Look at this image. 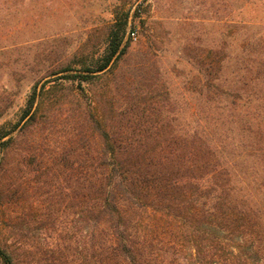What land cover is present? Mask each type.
Masks as SVG:
<instances>
[{
    "label": "rangeland",
    "instance_id": "obj_1",
    "mask_svg": "<svg viewBox=\"0 0 264 264\" xmlns=\"http://www.w3.org/2000/svg\"><path fill=\"white\" fill-rule=\"evenodd\" d=\"M239 1L0 0V135L8 133L0 139V248L10 264L88 263L73 177L99 142L87 109L95 103L125 133L157 125L169 137L206 123V109L216 107L206 92L217 96L231 77L223 59L242 55L236 23L262 16ZM125 18L129 48L109 72L82 82L78 99V78L71 83L65 75L84 73ZM43 83L37 115L22 126L32 86ZM253 140L264 148V139ZM256 159L247 171L264 185V161ZM255 206L264 211V195Z\"/></svg>",
    "mask_w": 264,
    "mask_h": 264
},
{
    "label": "trees",
    "instance_id": "obj_2",
    "mask_svg": "<svg viewBox=\"0 0 264 264\" xmlns=\"http://www.w3.org/2000/svg\"><path fill=\"white\" fill-rule=\"evenodd\" d=\"M245 1L262 16L236 23L242 55L232 63L223 59L231 77L217 96L206 92V102L216 103L206 109V123L174 129L169 137L157 125L126 134L107 123L95 103L87 109L99 142L73 175L87 264H264V211L255 206L264 185L247 171L250 161H264V148L253 140L264 139V0H240L238 7ZM125 26L126 18L112 26L103 53L84 73L65 75L71 83L78 78V99L82 82L106 74L126 53ZM43 87L32 86L22 126L35 119ZM0 257L10 264L1 248Z\"/></svg>",
    "mask_w": 264,
    "mask_h": 264
},
{
    "label": "built area",
    "instance_id": "obj_3",
    "mask_svg": "<svg viewBox=\"0 0 264 264\" xmlns=\"http://www.w3.org/2000/svg\"><path fill=\"white\" fill-rule=\"evenodd\" d=\"M131 36H134V33L133 32H131Z\"/></svg>",
    "mask_w": 264,
    "mask_h": 264
}]
</instances>
